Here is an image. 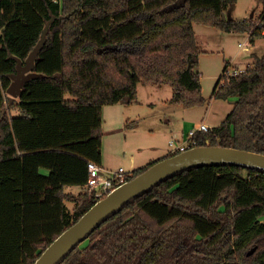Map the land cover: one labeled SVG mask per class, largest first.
<instances>
[{"label": "trees", "instance_id": "16d2710c", "mask_svg": "<svg viewBox=\"0 0 264 264\" xmlns=\"http://www.w3.org/2000/svg\"><path fill=\"white\" fill-rule=\"evenodd\" d=\"M237 1L0 0V264H34L94 205L84 188L88 162L103 164L104 106L137 101L140 84L171 86L170 102L186 108L206 103L194 25L264 36V0L257 22L229 18ZM43 35L40 75L10 96L13 56L25 61ZM252 58L237 75L226 62L212 98L234 107L193 146L264 154V53ZM57 264H264V173L232 164L180 171L127 201Z\"/></svg>", "mask_w": 264, "mask_h": 264}, {"label": "rangeland", "instance_id": "374dc122", "mask_svg": "<svg viewBox=\"0 0 264 264\" xmlns=\"http://www.w3.org/2000/svg\"><path fill=\"white\" fill-rule=\"evenodd\" d=\"M262 4L256 0H238L233 6L231 16L238 20H255L261 17ZM201 49L199 71L201 74L202 95L206 99L204 105L187 109L189 113L198 111L197 121L201 122L206 113L209 127L219 125L233 109L234 104L228 100L211 99L215 80L221 73L224 61H230V69L245 70L247 54L264 53V36L249 39V33L227 32L220 28L196 23L194 25ZM241 43V44H240ZM236 64V65H235ZM137 101L119 102L117 105H106L103 108V164L106 170L122 167L126 172L143 166L150 160L161 158L170 148V135L178 133L182 115L174 109L180 106L170 104L172 87L169 85H139ZM67 98L71 95L66 94ZM182 109H185L182 107ZM201 117V119H199ZM178 122V123H177ZM184 129V127H183ZM182 131V130H181ZM180 131V133H181ZM160 148L163 149L160 150ZM163 152V153H161ZM48 170H42L47 173ZM106 176H109L106 173ZM67 192L78 194L80 187L68 186ZM72 211L74 203L66 201Z\"/></svg>", "mask_w": 264, "mask_h": 264}, {"label": "water", "instance_id": "95a60500", "mask_svg": "<svg viewBox=\"0 0 264 264\" xmlns=\"http://www.w3.org/2000/svg\"><path fill=\"white\" fill-rule=\"evenodd\" d=\"M229 18L231 15L229 14ZM45 42V35L25 61H17L16 71L10 74L12 82L7 93L18 97L24 84L40 74L34 71L35 59ZM207 164H232L264 173V154L223 146H195L170 157H165L130 181L114 189L95 203L75 223L64 230L39 256L34 264H57L76 245L110 214L118 211L127 201L152 188L165 178L188 168ZM256 247L248 251L254 253Z\"/></svg>", "mask_w": 264, "mask_h": 264}, {"label": "built area", "instance_id": "2783aa9c", "mask_svg": "<svg viewBox=\"0 0 264 264\" xmlns=\"http://www.w3.org/2000/svg\"><path fill=\"white\" fill-rule=\"evenodd\" d=\"M240 72L241 71L238 69L231 70L229 67L226 71V74L237 75ZM209 128L210 127L204 121H202L197 127L190 128L182 141L172 138L169 141V146L171 148L175 146V148L171 150L170 153H180L195 147L193 146L195 144L194 136L198 131H208ZM88 171L89 176L84 189L87 191L89 199H95L94 204L109 195L117 187L126 183V176L129 173L126 172L122 167L116 170H106L93 161L88 162ZM106 173H108L109 176H106Z\"/></svg>", "mask_w": 264, "mask_h": 264}, {"label": "crops", "instance_id": "0c3cea01", "mask_svg": "<svg viewBox=\"0 0 264 264\" xmlns=\"http://www.w3.org/2000/svg\"><path fill=\"white\" fill-rule=\"evenodd\" d=\"M250 39V38H249ZM251 40V39H250ZM252 41V40H251ZM252 42H255V41H252ZM241 44V43H240ZM203 51V50H202ZM204 52V51H203ZM202 52V53H203ZM202 55V54H201ZM253 55H257V54H252V55H250V54H247L246 55V57H245V64L246 65H249L252 61H253V58H252V56ZM226 62L227 61H224V65H223V69H222V71H221V73H219V75L217 76V78H216V80H215V86H216V84H217V82H218V80H219V78H220V76L222 75V73H223V71H224V67H225V64H226ZM229 63H230V65H232L231 64V62L230 61H228ZM236 65V64H235ZM215 86H214V88H213V91H214V89H215ZM138 91H139V88H138ZM173 94V93H172ZM213 94V93H212ZM211 99H213L212 98V95H211V97H210ZM169 101H170V99H169ZM228 101H230L231 102V100H228ZM207 103V102H206ZM232 103H233V101H232ZM118 104V103H117ZM117 104H114V105H117ZM170 104H173V103H171L170 102ZM174 106H180L179 107V109L177 108V107H174V109L175 110H177V112H179L181 115H182V122L181 123H179V129H178V133H176V134H172V130H171V132L168 134V136L170 135V138H168V140L170 141L172 138H175V139H178L179 141H182L183 139H184V137H185V135H186V133H187V131L190 129V128H192V127H197L198 126V124L200 123L199 121H197V119H198V117L196 116V114L198 113V111H193L194 113H189V109H194L195 107H191V108H186V107H183L182 105H177V104H173ZM182 107L183 108H185V109H182ZM196 107H198V106H196ZM188 109V110H187ZM104 112V111H103ZM205 115H206V113H204V114H202L201 116H202V120H201V122L202 121H206V117H205ZM199 119H201V117L199 118ZM178 123V122H177ZM183 127H184V129H183ZM182 130V131H181ZM180 131H181V133H180ZM169 144V143H168ZM160 150H162L163 151V149L162 148H160ZM161 153H163V152H161ZM170 153V148L168 149V151H167V148H166V151H165V153H163L162 154V156H161V158H158V159H156V160H150V161H148L146 164H148V163H150V162H153V161H157V160H160V159H162V158H164L167 154H169ZM103 157H104V155H103ZM146 164H144V165H146ZM143 165V166H144ZM140 167H142V166H140ZM105 169V168H104ZM136 169V168H135ZM77 187V186H76Z\"/></svg>", "mask_w": 264, "mask_h": 264}]
</instances>
